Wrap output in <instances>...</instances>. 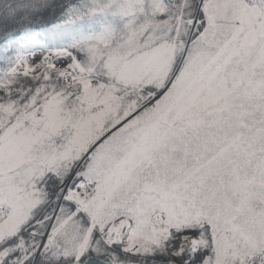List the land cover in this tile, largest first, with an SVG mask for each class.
<instances>
[{
	"label": "snow or ice",
	"instance_id": "obj_1",
	"mask_svg": "<svg viewBox=\"0 0 264 264\" xmlns=\"http://www.w3.org/2000/svg\"><path fill=\"white\" fill-rule=\"evenodd\" d=\"M0 264H264V0H0Z\"/></svg>",
	"mask_w": 264,
	"mask_h": 264
}]
</instances>
